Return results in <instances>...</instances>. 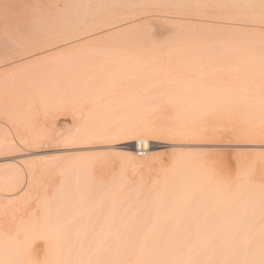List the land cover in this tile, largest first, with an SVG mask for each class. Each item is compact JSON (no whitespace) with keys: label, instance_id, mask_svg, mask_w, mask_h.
Returning a JSON list of instances; mask_svg holds the SVG:
<instances>
[{"label":"rangeland","instance_id":"374dc122","mask_svg":"<svg viewBox=\"0 0 264 264\" xmlns=\"http://www.w3.org/2000/svg\"><path fill=\"white\" fill-rule=\"evenodd\" d=\"M152 1L115 0L111 15L100 18L95 28L72 32L73 35H80V37L76 38L79 40L75 45H69L70 48L78 45L82 46L88 41L100 38H109L112 41V39L124 37L128 32L134 31L129 34V37L131 35L134 41L130 37L131 47L128 45L126 53L110 46L104 52L100 49V53H94L91 62L90 60H84L78 63V66L81 67H78V71L80 70L84 83L94 85V92L78 91L77 88H74V91L71 92L74 96L73 99L70 94L68 95V89L62 87L68 92L66 94L61 88V92L64 94L61 96L66 98V101L63 98L62 107V104L55 107L47 105L49 101L44 103L47 107L46 105L44 107V104L39 107H16L17 103L20 102V96L16 93L15 97L19 100L17 102L15 97H10L14 96L15 92L10 91L9 88L8 90L2 89L1 95H4L5 92L4 96H7V93H14V95L8 94L7 97H4L3 102L7 103L6 100L10 97L8 103L12 104L13 101L11 100L13 99H16L13 102L16 103L12 107L9 106L10 104L7 107H0V140L11 139L15 144L0 146V170L9 169L15 166L18 161L21 162L18 166L26 165L19 166L21 167L19 168L21 175L23 173L20 183H18L21 188L14 190L15 188L9 185L5 187L4 194L0 195V204L2 203L1 200L4 201L3 205H0V247L4 246L6 252V250H9L7 245L16 243L20 246L22 243L21 246L25 248L24 254L22 252L21 256L18 254V260L24 259L19 261L21 263H18V260L16 261L15 253L11 252L14 257L10 256H12V259L15 258L12 263L16 261L17 264H22V262L25 264L26 261L30 260L35 264H43L47 260V252L50 249L49 246L47 247V241L42 238L37 240L23 239L26 233H32L33 230L38 232V229L39 231L46 229L47 233L51 230L54 232L56 228L61 231V229L63 230L62 227L66 225L68 228H73V230L76 227L74 231L81 228L80 232H77V236H85L83 234H85V230L87 231V227L94 223L90 228L94 230L93 234L97 233L94 239L95 241L98 240L97 244L93 239L90 244L89 241H92L90 239L86 245L79 244V240L74 239L75 234L74 237L69 236L72 234V230L69 234H65L68 233V230H66V232L60 234L56 232L58 234L55 235L49 232L48 235L64 236L65 234V237H72L73 239L70 238L72 244H68V248L66 245L67 249L64 250L70 249L74 257L76 251L75 248L72 249L71 247H79L78 250L80 251H77V256L78 253L81 254L84 251L83 254L86 257L89 253L91 258L94 259L97 255L94 256L95 252L91 251L94 253H90L89 250L92 249V246L96 245L98 248L100 246L99 249L102 252L98 254L100 257L102 255V263L98 259L100 264H110L113 262L112 260H116L113 252L122 249V247L113 246V250L110 252L112 258L107 256L109 254H105L106 245L109 243L106 244L107 237L105 236L104 242L106 245L102 241L105 249L101 245L100 238L102 237H100L99 230L101 229L102 232L101 225H104V229L110 226L109 229L116 236L114 243H120L121 245H123L124 237L131 234H136L138 237L155 233H168L170 235L187 233L189 235L188 232L191 234L194 228L196 230V228L199 229L203 226L199 223L203 222L205 224L207 222L205 220L206 214L212 218L208 219L209 221L212 220L207 222L208 224L214 222L218 216L215 213L214 205L219 197L214 191L216 188H223L224 185L227 189L225 190L227 193L224 192L225 188L222 189L224 195L233 197L236 192L242 191L244 193L242 196H247L244 197L245 200L248 199L252 202L258 197L253 194H264V84H261L255 91L249 90L244 91L243 94L242 92L238 93L240 95L235 94L238 91V82L234 79V75H232V78L231 74L234 73L230 68L232 73L229 78L227 77V74L230 73L229 70H225L228 71L226 75L222 74L226 78L222 77V80H226L230 85L227 92H224L227 95L223 96V93L217 90L215 95L210 97L209 86L217 84V81L214 83V79L220 72L215 73V75L218 74L216 76L214 74L212 76L199 74L203 68H209L215 59L220 56H237L253 60L250 65L252 69L250 71V73L252 72L251 77L253 74L257 75L259 73L264 75V22L260 23L258 22L259 19L245 16L246 14L254 15L258 12L260 14L261 11L264 12V4H256L259 7L263 6L262 9L253 5L257 8L253 12L252 6L249 10V7L245 6L247 3H242V7L233 6V8L228 7V9L226 6L223 8L222 5H213L212 9L211 3L207 4L208 0H203L204 3L206 2L205 4L202 0H200V3H195L197 0H184V2L178 0L177 4V0H165V2L163 1L164 4L158 2L160 0L153 1L152 4L156 5H152ZM209 1L211 2V0ZM64 33L65 31L46 29L25 34H33L38 38L36 43L41 46H48L58 42V39L53 35ZM137 35L139 37L142 35V41L144 39V60L141 62L137 58L130 59L127 54L132 50V47L138 46L135 43ZM44 37H47V39H43ZM89 37H92V39ZM76 39H72V41ZM14 45H17V43L12 42L8 47H2L0 44L1 74L4 73V70L8 71L10 68L13 69L21 65L20 58H17L18 60H6L2 55L3 50L14 51L16 48ZM65 45H67L66 42H63L56 46ZM53 47L55 46L46 48V50L51 49L53 51H49L50 53L47 54L59 52L58 49L53 50ZM28 56H31V54L24 57ZM24 57H21V59ZM27 59L21 61L25 63V61L28 62ZM32 59L34 60V58ZM87 62L94 64L89 63L91 66L89 68V66H85ZM226 66H230V64L226 63L223 67ZM89 69L91 70L89 71ZM232 79L236 80L237 83ZM244 80L245 78L241 79L240 82H244ZM260 81L263 80H258L259 83H261ZM195 97L204 101L194 103L193 98ZM72 99L74 102L80 100L79 105L76 102L72 105ZM213 99L220 100V102L213 104ZM81 101L83 102L81 103ZM70 103L72 107H70ZM134 122L140 123V125L144 124L143 127L146 126L147 131L149 130L147 132L148 138H150L149 146L144 156L135 155V138L125 135L126 128ZM20 131L22 132L21 135L38 131L42 138L39 139V142L26 141L23 144L24 142H20L18 138ZM72 136L75 138H72ZM34 142L36 143L34 144ZM30 143H33V145H30ZM177 159L180 161L176 162ZM229 160L231 161L230 166L224 167L223 162ZM213 161L216 163L213 164ZM27 163L32 165L33 169L36 166L33 170V177L37 184H35L31 194L29 190L26 193L27 195L23 196V199H19L20 201L14 203L13 198L21 194L24 188L23 184L25 186L28 181L30 172L26 170L28 169ZM198 171L205 175L209 173L212 176L207 174L208 178V176L203 175L206 179H201L202 173L199 176ZM196 172H198V175ZM212 177L215 179V181L213 179L215 185L214 182L213 184L211 182ZM207 179L211 181L209 182ZM200 180L205 183H199ZM219 183H221V186ZM70 184L74 188L71 189ZM210 184H212V187ZM192 185L193 190L199 188V193L196 192L198 196L200 194L199 197L189 194L195 193V190L193 191L190 188ZM202 186L203 188H201ZM67 187L68 190H66ZM179 188H182V190H179L180 192L187 191L189 196H194L195 199L198 198L197 200L200 199V201L193 200L194 197L192 199L189 196L187 197V194L186 198H182L184 202L181 198L171 197L172 194L178 195L175 191L177 192ZM235 188L237 190L233 191L232 189ZM188 189L190 192H188ZM209 189L211 193L207 192ZM201 190L205 191L202 192ZM229 190H232V193ZM64 192L66 194H63ZM201 193L204 194V197L201 196ZM80 197L83 200L82 202L85 200L90 204L88 207L91 209H87V202H84L87 208L85 206V208L80 207V204L81 206L83 204L82 202L79 203L81 201ZM215 197L216 200H214ZM95 198L101 199L97 200ZM211 198L213 199L211 200ZM173 199L175 201H172ZM188 200H190V204ZM248 200L245 203L239 200L235 202L234 200V205L240 208L233 207L232 210L237 211L241 208L246 210L245 215L247 216L243 215L244 223L240 226L244 229L239 227L238 232L241 234L247 228L246 231L249 232L250 230L249 233H251L247 234L253 235L257 233L258 224H262L264 215L260 219L261 216L258 217L257 211L252 212V214L250 209L247 210L246 207H249ZM8 201L9 203L13 202L9 204ZM66 201L67 203L70 201V205ZM185 201L186 207L182 204ZM193 201L196 202L195 206L200 205L201 211L199 205L197 207L193 206L195 204ZM256 201L254 203L249 202L250 206L256 204ZM74 202L79 204L77 205ZM96 203L102 205V209H99L100 207H97ZM208 203L210 205L207 206ZM212 204L214 209H210ZM77 206L82 210L77 208L75 214L74 210ZM96 207L98 213L103 211L102 215L101 213L95 214L97 213ZM108 207L112 209V214H110L113 215V219L109 217V220L113 224L106 223L108 218L103 221V215L111 216L108 215L110 208L105 211ZM202 208L204 209L202 210ZM94 209L96 210L94 211ZM207 211L208 213H206ZM199 212L201 215L197 214ZM195 213L197 214L196 219L193 218ZM250 213L253 215H250L253 221L252 218L248 217ZM149 214H152V216ZM145 215L151 216V218L146 216L147 220L144 217ZM153 216H159L161 219L157 217L160 220L154 223L156 218ZM202 217L205 219H202ZM254 217L258 218L255 219ZM152 218H154L153 223L150 222ZM90 219H94V222L92 223ZM149 219L151 220L149 221ZM200 219L203 221L201 222ZM246 220L248 221L245 222ZM250 221L256 224L252 225ZM104 222L105 224H102ZM85 223L88 225L86 226ZM245 223H248V225ZM109 229H107V232L105 230L104 234L108 233ZM90 230L88 229V231ZM45 231L40 232V234L46 235ZM196 231H193L192 234ZM87 233L93 236L92 233ZM80 243L83 242L80 241ZM1 248L0 250H3ZM137 248L138 246L133 249L137 250ZM9 251H13V248ZM9 251L8 253H10ZM8 253L4 254L3 252L4 256L0 261L4 263L3 260H6L5 264H12L9 261L11 257L9 255L10 258L5 257ZM103 254L106 257H103ZM3 257L6 259H3ZM214 257L219 262V260L225 258V255L220 254ZM103 258L108 261L104 262L105 259ZM109 258L112 262H109ZM125 264H130V262L128 261Z\"/></svg>","mask_w":264,"mask_h":264},{"label":"bare ground","instance_id":"6f19581e","mask_svg":"<svg viewBox=\"0 0 264 264\" xmlns=\"http://www.w3.org/2000/svg\"><path fill=\"white\" fill-rule=\"evenodd\" d=\"M148 1H151V0H148ZM153 1H156V0H153ZM153 1L151 2V4L153 3ZM163 1L165 2V0H160L158 2H162V4H164ZM166 1H168V0H166ZM186 1H185V3H186ZM208 1H207V4L211 3L212 9H213V5L214 6H221L222 5L223 8H224V6H226L228 9V7L233 8V6L234 7L236 6L237 8L242 7L243 6L242 3H247V4H245V6L247 8L249 7L248 10L251 9L250 6H252L253 12H254V10L257 9L255 7H258V8L263 7V6L259 7L256 4H258V3H260L261 5L264 4V0H255V1H249V0H211V2L210 1L208 2ZM156 2H154V3H156ZM177 2H178V0L176 1V4H177ZM182 2H184V0ZM197 2L200 3L201 1L197 0L195 3H197ZM114 3H115V0H0V44L2 45V47L3 46L8 47V45L12 42L17 43V45H14L16 47L14 51L8 52L7 50H3L4 53L2 55L5 57L6 60H14V59L20 58L19 62L21 64L18 67H15L13 69L10 68L8 71L4 70V73H2V74L0 72V107H7L10 104V102L8 103V101H9L8 99H10V97L14 98L16 96V93L20 96V102L17 99V97H15L17 99V102H19V103H17L16 107H39L40 105H43L44 103H47L48 101L49 102L47 103V105H51L52 107H55L58 105L60 106L62 103H64L63 98H64V101H66L65 100L66 98L65 97L62 98V96H61V95H64L61 92L62 87H66V89H68L69 93L66 92V90H64L62 88L66 92V94L68 93V95L69 94L71 95V98L74 97L73 94H71V92L74 91V88H77L78 91L82 90V91L94 92V90H93L94 85L84 83L85 81H83V79H82L83 76H82V74H80V70L78 71V67L81 68L80 66H78V63L80 61L82 62L84 60H90V62H91L94 53L98 54V53H100V51L104 52V51L108 50L110 46H114L117 49L122 50L123 52L126 53V48L129 46L131 47V45H130L131 41H129V39L132 36L130 35V37H129V34H131L134 31H132L130 33L128 32L126 34V36H124V37L122 36L121 38H117L115 40L112 39V41H114V42H112L109 38H100L97 40L88 41V42H86L85 45H82V46L81 45H78L76 47L72 46L74 48H70L69 45H73V44L75 45V43L79 40L76 38L80 37V35H73L72 34L73 31H75V30H89V29L95 28L96 25L98 24L100 18L111 15V13L113 12V9H114ZM179 3H178V5H179ZM192 3H194V2H192ZM203 3H204V1H203ZM158 4H160V3H158ZM260 4H258V5H260ZM152 5H156V4H152ZM253 5L254 6L256 5V6L254 7ZM220 8H222V7H220ZM253 12H251V13L253 14ZM261 12H263V11H261ZM261 12H260V14H258L259 13L258 12L257 14H254V15L246 14L245 16L248 18H252V19H257V20L259 19L258 22L261 23L262 21L264 22V12L262 14H261ZM46 29L65 31V33L62 35H59V34L53 35V37L58 39V42L54 43L52 45H48V46H41L38 43H36V40L38 38H36L33 34L32 35L25 34L27 32H34L36 30L39 31V30H46ZM134 36H136V35H134ZM89 38L92 39V37H89ZM127 38H128V40H127ZM136 38L137 39L135 40V43H137L138 46H135V48L132 47V50L129 51V53H127V54L129 55L130 59L137 58L141 62L142 60H144V56H143V53H144V42L143 41H144V39H143V41L141 40L142 35H141V37H139V35H137ZM43 39H47V37H44ZM72 39H76V40L72 41ZM132 40L134 41L133 37H132ZM67 41H70V42H67ZM63 42H66L67 45L56 46L59 43H63ZM131 44H133V43H131ZM51 46H55V47H53L54 48L53 50L58 49L57 51H59V52H57L55 54L52 53L50 55L47 54V53H50L49 51L53 52L51 49L46 50V48L51 47ZM66 46H68V47H66ZM60 49H62V50H60ZM30 54H31V56L24 57V56H27ZM21 57H24V58L21 59ZM25 58H28L27 59L28 62L25 61V63H24L22 61H24ZM32 58H34V60ZM30 60H32V61L30 62ZM90 62H87L88 65L85 64V66H89V68H91V66L89 65ZM92 62H94V61H92ZM226 63L230 64V66H226L227 68L223 67V66H225ZM252 63H253V60H251L250 58L243 59V58H240L237 56H229V57L220 56L218 59H215V61L211 64L212 66L210 65L209 68H203L199 72V74L205 75V76L206 75L212 76L214 74V76H216L218 74L215 75V73L220 72L221 75L219 74L220 76L219 75L216 76L214 79L215 81L213 80L214 83L217 81L216 82L217 84L215 86L212 85L213 87L209 86L210 97L215 95V92L217 90L220 93L222 92L223 96H226L227 94L224 92H227V90L230 88L229 87L230 85L226 80H222L223 78H225V77H223L222 74L226 75L228 73V71L226 72L225 70H229V72H230V68H232V72L234 74H231L232 72H230L229 74H227L228 75L227 77L229 78L230 74H231V76L234 75V79H236L238 82V84H237V90L238 91L235 92V94L236 93L238 94L240 92H242V94H243L244 91H249V90L255 91L256 89H258L261 86V84H264V75L263 74H260V73L257 75L253 74V76L251 77L250 74H252V72L250 73V71L252 69H251L250 65ZM90 64L93 65L92 63H90ZM85 68H87V67H85ZM92 68H93V66H92ZM90 70L91 69H89V71ZM89 71H88V73H89ZM84 73H85V71H84ZM88 73L86 74L87 76L89 75ZM245 75H247L246 76L247 78L245 77ZM87 76H86V78H88ZM217 77H219V78H217ZM232 78H233V76H232ZM243 78H245L244 82H240L241 79H243ZM218 79H221V80H218ZM234 79H232V80L235 83H237L236 80H234ZM87 80H89V79H87ZM258 80H263V81H260L261 83H259ZM227 83H228V85H227ZM8 88L10 89V91L15 92V95H14V93L13 94L7 93V96H8V94L14 95V96L9 95L10 97L7 100L5 99L8 103L7 104V103H5V101L3 102V100H4L3 98L7 97V96H4L6 92L3 93L4 95H1L2 94L1 91H2V89L8 90ZM59 93H61V94H59ZM81 93L84 94L83 92H81ZM238 95H240V94H238ZM19 96H18V98H19ZM54 97H56V98H54ZM78 97H79V95H78ZM196 97L193 98L194 100L192 99L194 103H196V102L202 103L204 101V100H198L199 98H196ZM16 99H13L11 101L14 102V100L16 101ZM78 99H80V98H78ZM84 99H81V100H84ZM13 102H12V104L9 105L10 107H12V105L13 106L15 105L16 102L15 103H13ZM75 102H74V100L71 101L72 105ZM82 102L83 101H81V103ZM212 102H213V104H215L217 102H220V100L217 101L216 99H213ZM38 103H42V104L38 105ZM71 103H70V107H72ZM79 103H80V100H78V102H76V104H78V105H79ZM194 103H193V107H194ZM45 105L46 104H44V107H45ZM47 105H46V107H47ZM78 105H76V106L78 107ZM62 106H63V104L61 105V107ZM143 125L144 124L140 125V123L134 122L133 124L129 125L125 131V135H127L129 137L132 136L135 138L134 139L135 155H137V156H142V155L144 156V154H146V152L148 151V146H149L150 138H148L149 136L147 133V132H149V130L147 131V127L146 126L143 127ZM25 132H26V130H25ZM19 133L20 134H18V132H17V134L19 135V137L18 136L17 137L19 138L20 142H24L23 144H25L26 141H32V142L38 141L39 142V139L42 138L40 136V132H38V131L34 132V133L31 131V133H27V134L25 133V135H21V133H22L21 131ZM144 133H146V134H144ZM190 137H192V136H190ZM72 138H75V137L72 136ZM35 143L36 142H34V144ZM191 143H193V142H191ZM12 144H15V143H13V141L11 139L0 140V146H2V145H7V146L9 145L10 146ZM31 144L33 145V143H30V145ZM14 147H16V146L14 145ZM179 161L177 159L176 162H179ZM16 163L17 164H15V166L10 167L9 169L0 170V195L4 194L3 192L5 191L6 186L10 185L13 188H15L14 190L21 188L20 186H18L19 185L18 183H20V179H21L23 173L21 175V171L19 170V168H21V167H19V166H22L23 164L18 166V164L21 162L18 161ZM27 165H28L27 166L28 169H26V170H28L30 172L28 175L27 184L25 186L23 184L24 188L22 189L21 194L15 198H13L14 203L16 201H20L19 199H23V196L26 193H28L29 190H30V194H31L32 189L34 188L35 184H37L34 180V177H33V172H34L33 170L36 168V166L33 169V167H31L32 165H30L29 163H27ZM23 166H26V165L24 164ZM198 172L200 173L199 174V176H200L202 172L201 171H198ZM198 172H196L197 175H198ZM207 174L209 176H212L209 173H206V175L202 173L201 179H206V177L208 176ZM203 175L206 177L204 178ZM209 176H208V178H209ZM213 179H214V177L211 178L212 181L210 180L212 182V184L215 181V179H214V181H213ZM207 180L209 181V179H207ZM69 181L67 182L68 185H69ZM184 181L186 183L187 178ZM201 182L203 183L204 181L200 180L199 183H201ZM23 183H24V181H23ZM221 183H219L220 186H221ZM21 184H22V182H21ZM73 184H74V182H73ZM212 184H210V186ZM219 184H217V185H219ZM194 185H195V183H194ZM197 185H199V184H197ZM214 185H215V182H214ZM222 185H223V183H222ZM70 186L72 189L73 186L75 187V184L73 186L70 184ZM182 186H183V184H182ZM192 187H193V185L190 186L191 189H192ZM79 188H80V186H79ZM79 188H78V190H79ZM187 188H185V189L187 190ZM201 188H203V186ZM223 188H225L224 185H223ZM223 188L219 187V188H216V190H214L216 192V194H218V196H219L218 200H216V197L214 199L217 201V203L215 202L216 204L214 203V205H215V213L218 216L216 217L214 222L208 224L207 222L212 221V220L209 221L208 219H212V218H211V216L206 214L207 215V216H205L206 219L204 217H202V219L207 220V222L205 224H203V222H202L203 220L201 221V219H200V221L202 223H199V224H202L203 226H201V228H199V229L196 228L197 231L194 230L195 229L194 228L193 231H196V232H194L193 234H192L193 231L191 232V234L188 232L189 235H187V233L186 234L181 233L182 235H180V234L179 235H174V234L170 235L168 233H163V234L162 233H155V234H145L142 237H138V235H136V234H131V235H127L126 237H124L123 245H121L120 243H114L116 236H114L115 234H113L112 230L109 229L110 226H107V229H109L108 233L104 234V231L106 230L105 232H107V229L106 228L104 229V225H101L102 232H101V229H99L100 233H101L100 237H102V238H100L101 245H103L102 243L104 242L105 236L107 237L106 240L107 241L109 240L108 242L105 240L106 244L109 243L108 245H106L104 242V244L107 246V250H105V254L106 255L109 254V255H107L109 257L110 254H112L110 252H112L113 246L122 247V249L113 252V254L116 257V260L114 259V260H112L113 261L112 262L111 261L112 256H110L111 258H109V262L110 261L112 262L110 264H125L128 261L130 262V264H264V225H263L264 219H262L263 218L262 216L264 215V194L263 193L261 194L260 191H259L260 194L258 193L259 195L253 194V195H255V197H257V196L258 197L253 200L254 202H255V200H257V201H256V204H251L252 206H250V204H249V202L251 203L252 201L247 199L249 201L248 202L249 207L247 206L248 208L246 207V209L247 210L250 209L251 213L252 212L254 213L257 211L258 217L261 216L260 219H262V222H261L262 224H258V227H257L258 230L256 231L257 233L253 234V235H248L247 233H249L250 230H249V232L246 231L248 229L245 227L246 229L243 230L244 232H242L240 234L238 232V229L244 223L243 217L247 216V215H245L246 210H244V208L243 209L241 208L242 210L239 209V210H237L238 211L237 212V211H233L232 209H233V207H237V205L236 206L234 205V200H235V202L237 200H239L240 202L245 203L247 200H245L246 198H244V197H247V196H242L244 194L242 191L238 192V193L236 192L234 197L233 196H227V195H224L225 193H227L225 191L227 189L226 188L224 189V192H225L224 193V192H222ZM236 188H238V187H236ZM236 188L232 189V190L236 191L237 190ZM64 189H65V187H64ZM180 189L182 190V188H179V189H177V192L175 191V193L178 194L177 196L172 194L171 197L174 196L175 198L177 197L178 199L179 198L182 199L183 197L186 196V194L188 197L189 194H194V196H196L197 193H199L198 192L199 188L194 189L195 193L192 192L189 194L187 193V191L186 192L182 191L184 193L180 192L179 191ZM204 189H205V187H204ZM66 190H68V187L66 188ZM232 190H229V191L232 193ZM178 191H179V193H178ZM201 191L203 192L205 190H201ZM209 191H210V189L207 192H209ZM188 192H190L189 189H188ZM261 192H263V191H261ZM209 193H211V192H209ZM63 194H66V193L64 192ZM60 195H62V194H60ZM207 195H208V193H207ZM228 195H229V193H228ZM250 195H252V194H250ZM64 196L66 197V195H64ZM199 196H200V194H199ZM199 196L197 195L196 197H199ZM201 196L204 197V194L201 193ZM71 197L72 196H70V198ZM189 197H191V196H189ZM193 197H191V199ZM209 198H210V196H209ZM65 199H67V198H65ZM72 199H73V197H72ZM95 199H97V198H95ZM98 199H101V198H98ZM187 199H185V200H187ZM194 199H195V197L193 198V200ZM197 199L198 198H196L195 201ZM201 199H203V198H201ZM212 199L213 198H211V200ZM182 200L184 202V199H182ZM190 200H188L189 204H190V202H189ZM73 201H71V202H73ZM82 201L83 200L81 198V201H79V203H81ZM172 201H175V200L173 199ZM195 201H193V202H195ZM199 201H200V199H199ZM1 202L2 203L0 205H3L4 201L1 200ZM21 202H22V200H21ZM84 202H85V200H84ZM84 202H82L83 203L82 206L80 204V207H82V208L84 206L86 207V205H84ZM96 202L98 203V201H96ZM254 202H252V203H254ZM8 203H9V201H8ZM11 203H9V204H11ZM66 203H67V201H66ZM69 203H70V201H68L67 204L70 205ZM79 203H77V205ZM97 203H96V205H97ZM87 204H88L87 205V207H88L90 204L88 202H87ZM182 204H184V206L187 205L186 201H185V203H182ZM191 204H194V203H191ZM202 204H204V203H202ZM103 205H104V203H103ZM195 205H196V202L193 206H195ZM208 205H210V204L208 203L207 206ZM98 206L100 207L99 209H102L101 208L102 205L98 204L97 207ZM197 206H195V207H197ZM204 206L207 207L206 205H204ZM71 207H72V204H71ZM110 207H108V209H106L105 211H108ZM191 207H192V205H191ZM198 207H200V205ZM213 207L214 206L212 204V208L210 207V209H214ZM77 208H79V206H77L76 209L73 207V209H75L74 210L75 214H76L75 211L77 210ZM82 208H79V209L82 210ZM204 208H202V210ZM237 208H240V207H237ZM73 209H72V211H73ZM87 209L89 210L91 208L88 207ZM92 209H93V207H92ZM195 209H197V208H195ZM95 210L96 209H94V211ZM111 210L112 209L110 208V211H108L109 212L108 215L111 213ZM190 210H192V209H190ZM193 210H194V208H193ZM90 211H92V210H90ZM200 211H201V207H200ZM102 212H100L101 215H102ZM195 212H198V211H195ZM72 213H70V214H72ZM81 213H82V211H81ZM100 213H98V208H97V213H95V214L98 215ZM206 213H208V211ZM247 213H249V212H247ZM251 213L248 216L250 219L252 218V217H250V215L253 214V213L252 214ZM103 214H105V213H103ZM152 214H149V215L152 216ZM197 214L201 215L200 212ZM197 214L195 213V215H194L195 217H193V218L196 219ZM106 215L107 214L103 215L104 216L103 221H105L106 218H108L107 220H109L110 219L109 217H112V219H113V215L108 216V217ZM153 215H155V214H153ZM146 216L148 217V215L144 216L145 219H147V220L149 217L151 218V216H149L148 218H146ZM202 216H203V213H202ZM157 217L160 218L159 216H155L154 218H156V219L152 218V220L149 219V221L151 220L150 222L153 223V219H154V223H155L161 219V218L158 219ZM258 217H256V218H258ZM249 218H246V219H249ZM255 219H254V222L256 221ZM90 220H92V223L94 222V219H90ZM107 220H106V223H109V222L111 223L110 220L108 222H107ZM197 220H199V219L197 218ZM251 220L253 221V218ZM124 221L126 222V220H124ZM130 221H132V220L130 219ZM247 221L248 220H246L245 222H247ZM252 221H250L252 225L256 224L254 222L252 223ZM250 222H249V225L251 227ZM89 224H91V223H89ZM93 224L91 226L89 225L87 227L89 230L91 229L90 231H88L87 228H86L87 231L85 230V227L88 224H86V226L84 225L85 227L83 229L85 230V234H83V235H85V236H82V235L77 236V232L81 228L76 229L77 231H74L76 227H74V230H73V228H70V227L68 228V226H66V225L65 226L67 228L64 226L65 230H64V227H62L63 230L60 227L61 231H59V229L56 228L54 230L55 233L52 232L53 230L48 231V233L51 232L52 235L53 234L55 235V234H58L56 232H59V234H60V233H63L64 231L66 232V230H68V233L66 232L65 234H69V232H71V230H72L71 233L73 235L70 233L71 235H69V236L74 237V234H75L76 236L74 237V239L79 240L78 241L79 244L86 245V244H88L89 239L94 240L95 236L97 235L96 232H95V234H93L94 230H92V228H90L93 226ZM102 224H105V222ZM111 224H113V222ZM245 224L248 225V223H245ZM256 226H254V227H256ZM77 228H79V227H77ZM240 228L244 229L243 227H240ZM69 229H70V231H69ZM45 230L43 229V230L39 231V229H38V232L33 230L32 233L31 232L26 233L23 237V239L25 238L26 240H29V239L30 240H37L39 238H42V239H45L47 241V243H46V244H48L47 247L49 246L50 249H48V252H47V260L43 264H100V262L102 263V255H101V257H100V255H98V254L102 253V252H100V249H99L100 246H99V248L96 245L94 246L96 248H94L92 246L91 248L94 250H92L91 248H90L91 250L87 249V250H89L90 253L95 252L94 256H96V255L97 256L94 257V259L91 258L89 253L86 257V255L83 254L84 251L81 252V254L78 253V256H79L78 257L76 253H77V251H80V250H78L79 247H71L72 249L75 248V251H76V252L74 251L75 252L74 255H76L75 256L76 258H75L73 256V254L70 252V249H68L67 251L64 250L66 248V245L68 248V244H70V243L72 244V242H71V239H73L72 237H70L71 239L69 238L68 235H67L68 237H65V234H64V236L48 235V233L46 232L47 230L46 231ZM42 231L43 232L45 231V233H47V234L46 235L40 234V232H42ZM91 231H93V232H91ZM73 232H75V233H73ZM87 232L92 233L93 236L91 234H88ZM81 234H82V232H81ZM86 234H87V236H86ZM249 234H251V233H249ZM86 237H88V238H86ZM92 237H94V238H92ZM83 238L85 239V241ZM82 239H83V241H82ZM96 239H97V237H96ZM93 240L89 241V244H90V242H93ZM80 241L83 243H80ZM95 242L97 244L98 240H96ZM74 243H75V241H74ZM21 244H20V246L16 245V243L15 244L11 243L10 245H7L8 249L12 250V248H13V251L6 250V252L7 253H8V251L10 253L14 252L15 253L14 255H16L15 258L17 257L16 261L19 258L18 254H20V256H21V252L23 254L25 253V248H23L21 246ZM1 246H3V245H1ZM7 246H6V248H7ZM136 246H138V248H137V250H134L133 248ZM103 247L105 249L104 245H103ZM76 248H77V250H76ZM1 249H3V250H0V256H1L0 260L2 259V256H4V254H6V252L4 251L5 247L3 246ZM83 249H85V248H83ZM95 250L98 252H96ZM91 251H94V252H91ZM3 252H4V254H3ZM10 253L5 255V257L8 255L9 256L12 255L14 257V255L12 253L11 254ZM184 254H185V256H184ZM220 254L225 255V258L223 260H219V262H218L217 258L214 256H218ZM12 256H10L11 258L9 257L10 258L9 261H11V263H12L13 259L15 260V258L12 259ZM182 256H183V258H182ZM5 257H3V259ZM8 257H7V259H8ZM103 257H106V256L104 255ZM98 259L100 260V262ZM103 259H105V258H103ZM20 260L23 261L24 259H19L17 262L21 263V262H19ZM159 260H161V261H159ZM5 261L6 260H3L4 263H2V261H0L1 262L0 264H5ZM16 261H13V263L15 262L14 264H17ZM103 261L107 262L108 260L106 261V259H105ZM158 261H159V263H158ZM26 262H25V264H35V262L30 261V260L26 261ZM22 264H23V262H22Z\"/></svg>","mask_w":264,"mask_h":264},{"label":"snow or ice","instance_id":"6c2138e0","mask_svg":"<svg viewBox=\"0 0 264 264\" xmlns=\"http://www.w3.org/2000/svg\"><path fill=\"white\" fill-rule=\"evenodd\" d=\"M212 163H213V164H215L216 162H215V161H213ZM230 164H231V161H230V160H229V161H227V162H223V166H224V167H226V168H227V167H229V166H230Z\"/></svg>","mask_w":264,"mask_h":264}]
</instances>
